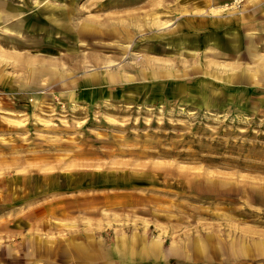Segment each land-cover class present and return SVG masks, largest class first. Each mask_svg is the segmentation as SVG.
I'll list each match as a JSON object with an SVG mask.
<instances>
[{
  "label": "rangeland",
  "instance_id": "obj_1",
  "mask_svg": "<svg viewBox=\"0 0 264 264\" xmlns=\"http://www.w3.org/2000/svg\"><path fill=\"white\" fill-rule=\"evenodd\" d=\"M0 264H264V0H0Z\"/></svg>",
  "mask_w": 264,
  "mask_h": 264
},
{
  "label": "crops",
  "instance_id": "obj_2",
  "mask_svg": "<svg viewBox=\"0 0 264 264\" xmlns=\"http://www.w3.org/2000/svg\"><path fill=\"white\" fill-rule=\"evenodd\" d=\"M222 21H226V18L224 19L223 17H217V16H215V17H213V16H208V17L203 16V18L201 17L198 20V22L201 23V24L203 23V24H209V25L218 24V23L220 24V23H222ZM177 23L175 24V31H176V29L179 30L180 26H181V23H179V24H177ZM192 24H193L192 20L189 19L188 20V29H187V31L185 33H183V35H186V36H193L194 35L195 36L196 28H192L191 27ZM231 34H233V36H240L238 33H232L231 32ZM250 34H251V36H254L255 33L251 31ZM228 35H229L228 34V28L224 27V28H219V29L217 28V29H214V30H210L209 32H205L204 35H202V36H228ZM257 36H259V35H257ZM120 78H123V76L120 77ZM114 80H117V79L114 78V76L112 74H110V75L108 74L107 81L108 82H114ZM103 82H105V81H103ZM101 83L102 82H100V83L98 82V83H94V84L97 85V84H101ZM91 85H93V83ZM152 246L154 247L155 244H153Z\"/></svg>",
  "mask_w": 264,
  "mask_h": 264
}]
</instances>
